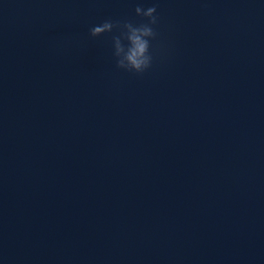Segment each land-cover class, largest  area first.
<instances>
[{"label": "water", "instance_id": "water-1", "mask_svg": "<svg viewBox=\"0 0 264 264\" xmlns=\"http://www.w3.org/2000/svg\"><path fill=\"white\" fill-rule=\"evenodd\" d=\"M0 264H264V0H0Z\"/></svg>", "mask_w": 264, "mask_h": 264}, {"label": "clouds", "instance_id": "clouds-1", "mask_svg": "<svg viewBox=\"0 0 264 264\" xmlns=\"http://www.w3.org/2000/svg\"><path fill=\"white\" fill-rule=\"evenodd\" d=\"M136 16L147 18L145 23L131 21L104 20L89 29L92 37L101 33L111 32L114 28L119 30V35L112 36L116 66L125 71L141 73L148 69L153 60V54L149 51L150 42L155 39L157 33L154 26L158 23L156 5L144 7L137 4L134 8ZM126 43H121V41Z\"/></svg>", "mask_w": 264, "mask_h": 264}]
</instances>
